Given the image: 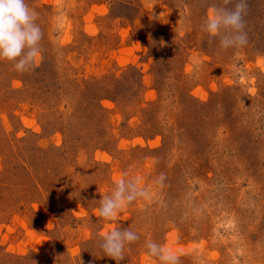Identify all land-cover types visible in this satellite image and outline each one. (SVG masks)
Wrapping results in <instances>:
<instances>
[{
    "label": "rangeland",
    "instance_id": "obj_1",
    "mask_svg": "<svg viewBox=\"0 0 264 264\" xmlns=\"http://www.w3.org/2000/svg\"><path fill=\"white\" fill-rule=\"evenodd\" d=\"M27 2L41 59L0 62V264H117V228L138 236L120 264H161L149 241L264 264V0L228 49L202 29L224 0ZM120 179L146 195L102 220Z\"/></svg>",
    "mask_w": 264,
    "mask_h": 264
},
{
    "label": "clouds",
    "instance_id": "obj_2",
    "mask_svg": "<svg viewBox=\"0 0 264 264\" xmlns=\"http://www.w3.org/2000/svg\"><path fill=\"white\" fill-rule=\"evenodd\" d=\"M224 3H234V7L212 8L202 29L210 37H219L222 49L242 47L247 44L244 20L247 0H224ZM37 17L27 0H0V62L12 63L17 72L34 68L41 59L42 31L36 23ZM163 179L161 176L159 181ZM145 195L138 181L120 179L111 193L100 200L99 217L111 221L120 210ZM137 239V234L129 228H117L102 238L101 248L106 256L120 264L125 246ZM146 247L147 255L158 258L161 264H179L178 257L162 245L149 241Z\"/></svg>",
    "mask_w": 264,
    "mask_h": 264
},
{
    "label": "trees",
    "instance_id": "obj_3",
    "mask_svg": "<svg viewBox=\"0 0 264 264\" xmlns=\"http://www.w3.org/2000/svg\"><path fill=\"white\" fill-rule=\"evenodd\" d=\"M193 100V99H192ZM194 102V101H193ZM194 103H196V104H198L197 102H194ZM200 104V103H199ZM201 106H204V105H201ZM200 107V106H199Z\"/></svg>",
    "mask_w": 264,
    "mask_h": 264
}]
</instances>
